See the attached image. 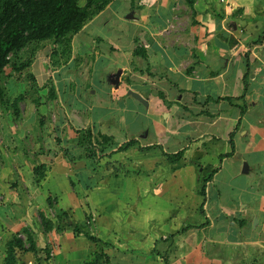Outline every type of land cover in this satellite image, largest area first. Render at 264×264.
Returning <instances> with one entry per match:
<instances>
[{
	"label": "crops",
	"instance_id": "1",
	"mask_svg": "<svg viewBox=\"0 0 264 264\" xmlns=\"http://www.w3.org/2000/svg\"><path fill=\"white\" fill-rule=\"evenodd\" d=\"M162 2L152 17L125 18L136 28L127 39L123 30L109 35L107 24L99 25L111 2L72 38V58L48 74L45 122L25 116L0 122L3 208L23 207L22 218L31 221L28 212H56L53 238L60 249L54 264L93 260L85 233L104 244L110 264L131 250L145 258L144 245L154 241L159 257L181 253L187 261L196 253L210 264L215 248L236 254L264 227V0H194L184 15L181 0L152 4ZM92 47L101 61L115 64L106 101L97 100L96 85L83 75L65 72L73 57ZM49 54L45 50V58ZM134 59L137 67L129 66ZM117 72L116 86L110 79ZM86 132L112 137L114 144L88 157L89 144L83 150L81 144ZM130 140L136 145L116 150ZM178 152L176 162L163 155ZM43 230L45 237L31 236L30 246L16 252L18 262L45 264L44 241L52 231Z\"/></svg>",
	"mask_w": 264,
	"mask_h": 264
},
{
	"label": "rangeland",
	"instance_id": "2",
	"mask_svg": "<svg viewBox=\"0 0 264 264\" xmlns=\"http://www.w3.org/2000/svg\"><path fill=\"white\" fill-rule=\"evenodd\" d=\"M154 0H143L142 2L147 3L142 4L139 0H113V3L110 5L106 11H104L101 15V19L99 21V25H106L103 29L105 34H112L114 32V36L117 34V29L123 30L124 39H127L128 36L136 32V28L132 25L131 20H126L127 16L132 15V17H141L144 13L146 15L152 17V13L155 10V8H159V6H164L165 3H155L152 4ZM83 3V2H82ZM183 4L185 9L180 8L181 15H184L185 10H189L188 6L185 2V0H181V3ZM147 6L145 10H141L142 6ZM174 6L176 7V3H174ZM138 19V18H137ZM168 31L163 32L164 35H167ZM122 37H119V40H122ZM131 46H137L138 44L129 41ZM51 44L50 43H44V44H33L29 45L25 50L19 53L18 57L16 59L12 58V61L16 62H22L24 60L31 59L32 65L24 70L21 73V77L18 78L17 73H15L12 68L9 66L5 69L4 75L1 79V85L6 89V93L9 99L14 100L20 96L23 97V100H20L18 103V114H13L12 110H4L3 107L0 105V122H16V121H23V116L27 118V120L30 122L32 119H36V123L39 120H43L45 122V100L47 101L48 98H45L46 94V87H45V80L48 78V74H51L54 69L57 70L58 67H61L56 63L57 61L53 60L55 62V66L51 63V58L48 55L45 58V50L50 51ZM85 48L83 47L82 50ZM92 51L89 50V54H77L74 58V60L71 62V65L69 66L66 73L76 74L73 76L75 78H79L83 75L82 79L88 83L98 86H94L92 89L96 90L98 92L97 100L98 101H106L105 99V92L110 86L107 82V77L110 69H113L115 64L111 61H101V59L97 58L99 50L96 51V47L91 48ZM88 50H85L83 53H86ZM73 56V55H72ZM66 58L67 55H64ZM61 58V57H59ZM71 57L70 56L68 57ZM121 58V57H120ZM56 59V58H55ZM63 59V58H61ZM67 59V61H68ZM124 60V58H121ZM45 60L47 61V64H45ZM60 61V60H59ZM137 59H134L132 63H130L129 66H136L137 67ZM133 64V65H132ZM128 68V67H127ZM46 72V75H45ZM29 75H33L36 79V83L39 87V89H35L33 84L31 83V80L28 78ZM86 75V76H85ZM93 79L92 83L91 80ZM85 82L82 84L83 88L88 87ZM85 84V85H84ZM77 86H79L76 83ZM89 85V84H88ZM86 89V88H85ZM36 100L39 102L36 103ZM53 102V101H51ZM55 105L52 103L50 106ZM21 117V119H20ZM51 117V116H50ZM44 118V119H43ZM20 119V120H19ZM54 119V118H52ZM84 122V118L82 119ZM120 123V118H119ZM126 132H123L122 135H125ZM120 135V137L122 136ZM97 136V135H96ZM95 137V136H94ZM82 144V150L83 145L88 147V133L84 134V138L81 142ZM89 148V147H88ZM100 154L99 151H96V156ZM11 181L9 180V183ZM4 198V197H3ZM112 203H116L114 199L111 201ZM22 204V203H21ZM4 199L0 203V256L3 254L6 250V244L8 241L12 240L13 237H16L23 241L25 247L30 246V237L33 235H36L37 238H40V236L45 237V233L43 228L44 225L42 224L41 217L39 218V215L44 214L40 211L37 213L32 212L29 216L31 219L25 217L22 218L23 215L27 212H23L21 214V210L24 209L23 207L19 210L11 209V210H5L4 207ZM24 206V205H23ZM48 213L47 217H45L48 221L52 222L53 228L50 230L52 231V235L46 236L48 239L45 240L44 238V244H45V264H54L56 261V255L58 253V249H60V246L58 247L57 242L53 238L56 234L54 233L58 226L56 227V212H50L47 210ZM123 214V213H120ZM19 221H23L22 225L20 227H16L12 231V228L15 225H12L13 227L10 228V224L17 223ZM30 221L35 225H31ZM21 223V222H20ZM24 223V224H23ZM43 225V226H42ZM90 227H93V225H88L87 229L88 232L90 230ZM15 228V227H14ZM28 232V234L26 233ZM257 234H255V243H251L248 245V248L243 247V250H239L236 254H229L227 252L219 251L217 248L214 249V256L207 257V259L210 260V264H264V227L258 228ZM54 235V236H53ZM168 240V237L166 235L165 238H160L159 241L166 242ZM49 241V242H48ZM155 242V241H154ZM154 242L146 243L144 245L145 248V258L137 259L135 251L131 250L129 252L130 256H127V258L123 260H118L117 258L112 259V264H204L203 258L201 256H197L198 254H193L192 256L188 257L187 261H183L181 259V253H177L176 255H172V257H167L168 255H165L164 257H159L156 254L155 246L156 244ZM89 244L91 246V249L93 252H105V246L102 243L98 242H91L89 241ZM128 246V245H127ZM131 246H136L131 244ZM130 246V247H131ZM177 248L179 247L176 245ZM251 246V247H250ZM132 248V247H131ZM201 253V252H200ZM200 255V254H199ZM94 256V254H93Z\"/></svg>",
	"mask_w": 264,
	"mask_h": 264
},
{
	"label": "trees",
	"instance_id": "3",
	"mask_svg": "<svg viewBox=\"0 0 264 264\" xmlns=\"http://www.w3.org/2000/svg\"><path fill=\"white\" fill-rule=\"evenodd\" d=\"M111 2L113 0H0V105L3 109L12 110L14 114H18V103L23 100L22 96L14 100L8 98L6 89L1 85L5 69L10 66L20 78L21 73L32 65L31 59L14 62L11 60L12 58L16 59L19 53L29 45L50 43L51 63L55 66L53 61L55 60L59 66H62L71 54L72 38L81 32L87 23L104 11ZM185 2L193 10L194 0H185ZM139 53L138 49L134 50L135 55ZM64 55L67 57L65 58ZM247 71L243 76V94L239 98L241 100H244L247 91ZM28 78L33 84L32 87L35 85L34 88L38 90L39 87L34 76L29 75ZM49 97L51 99L54 97L52 87H49ZM225 100L232 103L233 98H225ZM35 101L39 102L36 99ZM88 139L90 146L88 157L96 156V151L103 153L110 145L114 144L112 137L100 134L93 137L88 133ZM135 145L136 142L130 140L116 150L125 151ZM231 145L232 153L234 147L233 144ZM163 155L171 162L179 161L182 158V152L172 155L163 153ZM38 170L41 179L43 176L42 166L38 167ZM40 217L45 231H50L53 228L52 222L42 214ZM76 231L80 232L78 229ZM84 236L89 241H94L88 234L85 233ZM18 250L25 251L24 243L13 237L6 244L4 264H24L16 259ZM86 264H110V259L104 253L96 252L94 259Z\"/></svg>",
	"mask_w": 264,
	"mask_h": 264
},
{
	"label": "water",
	"instance_id": "4",
	"mask_svg": "<svg viewBox=\"0 0 264 264\" xmlns=\"http://www.w3.org/2000/svg\"><path fill=\"white\" fill-rule=\"evenodd\" d=\"M127 18L132 19L133 17H132V15H130V16H127ZM119 75H120V72H117V73L115 74V76H113V78L110 79V81H111L114 85H116V86H117L118 81H119ZM128 94H129L132 98H134L135 100H137L138 102H140L141 104H144V105L147 104V102H146V101H145V100H144L139 94H137L136 92H133V91L129 90V91H128ZM246 168H247V164L244 163V164H243V172L246 171Z\"/></svg>",
	"mask_w": 264,
	"mask_h": 264
},
{
	"label": "built area",
	"instance_id": "5",
	"mask_svg": "<svg viewBox=\"0 0 264 264\" xmlns=\"http://www.w3.org/2000/svg\"><path fill=\"white\" fill-rule=\"evenodd\" d=\"M221 2H223V0H221ZM2 201V196L0 195V203ZM0 242H1V237H0Z\"/></svg>",
	"mask_w": 264,
	"mask_h": 264
}]
</instances>
